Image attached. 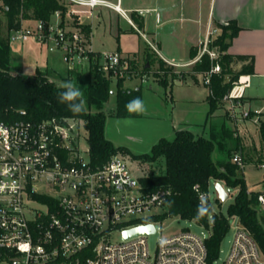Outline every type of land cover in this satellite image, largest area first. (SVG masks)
Instances as JSON below:
<instances>
[{"label": "built area", "instance_id": "built-area-1", "mask_svg": "<svg viewBox=\"0 0 264 264\" xmlns=\"http://www.w3.org/2000/svg\"><path fill=\"white\" fill-rule=\"evenodd\" d=\"M60 1L65 6L64 15L56 10L48 23L32 20L33 25L23 20L20 28L10 32V41L33 38L49 51L60 50L70 69L94 59L99 70L116 80L138 76L141 70L134 57L123 56L117 50H95L91 37L77 27L88 12L106 7L127 18L160 54L157 44L128 15L133 11L141 13L142 9H125L123 0ZM209 42L207 39L191 62H166L189 66L205 53L212 60L218 59L220 52L210 49ZM220 71L216 63L203 73L204 83L209 85L211 76ZM249 85V75L239 76L224 101L229 104L233 121L251 119L260 125L264 106L241 109ZM72 121L52 117L40 122H8L0 113V264H264L257 241L237 217L234 238L222 262L219 258L208 262L206 240L212 223L208 236L189 229L161 234L152 253L148 237L158 232L157 223L171 217L161 218L170 190L147 189L118 154L103 164H95L89 147H80L81 132ZM232 160L245 167L241 153H235ZM194 188L199 189L198 185ZM226 190L232 192L229 187ZM199 198L203 201L210 196L199 192ZM258 201L264 208V190L259 192ZM148 224L154 225V233L125 237L126 230ZM114 236L119 239L113 240Z\"/></svg>", "mask_w": 264, "mask_h": 264}, {"label": "trees", "instance_id": "trees-1", "mask_svg": "<svg viewBox=\"0 0 264 264\" xmlns=\"http://www.w3.org/2000/svg\"><path fill=\"white\" fill-rule=\"evenodd\" d=\"M56 10L65 12V6L60 0H0V113L8 122L20 119L40 122L52 117L69 120H83L88 131V147L91 160L95 164H103L113 155L126 152V147L115 145L106 137L105 125L107 114L105 107L112 94V78L98 68L96 60L90 63L89 78L82 79L75 70L68 71V80L81 93L85 102L84 111L74 114L68 110L66 104L58 102L57 93L63 91L60 85L50 80L46 71L37 69L35 74H24L14 71V55L9 39L13 29L21 27L23 20H43L48 23ZM3 13V16L1 14ZM3 17L5 29L2 33ZM134 18V17H133ZM139 28L142 21L135 17ZM81 30L90 37V25L79 24ZM221 33L209 42L210 49L220 52L218 59L212 60L208 53L195 62L192 75L209 71L216 63L221 66L219 73L211 76L207 98L209 123L214 112L224 105V96L231 90L234 82L241 75L251 74L254 71V58L249 55H233L228 52L233 38L239 33L240 27L230 21L220 25ZM198 55L192 50L191 57ZM155 71L156 75L164 73L167 78H177L174 67L162 59ZM234 61H248L239 70L232 67ZM134 63V62H133ZM150 64V63H149ZM19 65V64H18ZM20 66L16 70L19 69ZM144 70H150L144 66ZM180 77V76H179ZM125 78L117 79L116 111L118 117H129L134 112L128 111L126 105L139 97L143 101V86L126 88ZM21 111H25L22 114ZM222 131L212 127L209 135H197L185 128L177 130L173 138L162 137L151 150L144 154H132L134 159L156 161L163 157L166 170L163 174H147L140 177L141 183L149 190H170L165 213L178 216L182 219L194 220L198 224L210 227L211 234L206 240L208 262L213 263L219 258L221 243L230 230V217H237L251 232L264 254V208L259 206L258 191H249L244 176V168L233 162L231 155L242 149L241 141L234 137V131L223 125ZM261 148L257 162L264 164V119L259 125ZM232 138L233 146L229 139ZM224 148L226 160L216 161L215 152ZM244 163H245V159ZM246 164V163H245ZM223 182L226 187L233 189L234 200L228 207L227 215L214 212L209 198L200 200L199 192L209 193L210 180ZM198 185L199 189L194 187ZM210 215L212 218L210 219Z\"/></svg>", "mask_w": 264, "mask_h": 264}, {"label": "rangeland", "instance_id": "rangeland-1", "mask_svg": "<svg viewBox=\"0 0 264 264\" xmlns=\"http://www.w3.org/2000/svg\"><path fill=\"white\" fill-rule=\"evenodd\" d=\"M149 1L150 0H123L122 7L134 10L146 5ZM1 14L3 16L2 12ZM128 15L139 28L138 23L135 21V17L139 18V15L136 12H128ZM145 16L147 18V27L145 29L140 27L139 29L141 32L145 33L152 42L157 44L154 37L148 33L151 28H154L155 13H145ZM80 24H90L92 28L90 37L95 50H118L123 56L135 58L137 65L141 69V73L135 77V81L132 82V85L134 86L137 83H141L140 86H143V101L146 111L143 114L134 112L135 114L129 117H118L115 115L117 80L113 77L111 87L114 94H111L104 109L107 114L105 134L115 142L123 143L128 147L129 153L122 152L119 153L118 156L126 162L131 172L136 177H142L147 174H163L166 170L163 157L150 162L144 159H134L132 154L140 155L149 152L154 143H157L162 137L173 138L174 134H171L172 127L175 126L177 128L180 122L188 120L195 123L204 122L208 111V104L205 103V100L210 94V89L209 86L204 83L203 75L201 73L190 75L187 81L176 80L174 84H172L171 79H168L164 73H161L159 76L156 75L155 71L157 69L156 66L159 64L160 54L149 45L137 29L129 24L127 18L122 17L110 8H96L93 13L88 12L86 16L84 15V20L83 18L80 20ZM27 25H33V22H28ZM4 29L5 18L3 17L2 33ZM214 38L215 37H211L210 41ZM34 40L35 39L31 38L30 40L24 41V43L20 40L11 42L12 47L18 52L20 51L24 58V68H19L18 70L16 69L18 68V64L20 65V62L16 58L13 59L14 71H20L27 75L35 74L37 66L40 67L45 62L47 56H49L52 65L58 69V72L55 69H49V76L58 85L65 83L61 75L65 74L70 67L69 64L65 62V56L61 55L63 52L55 50L58 54L49 53L47 51L49 49L46 45H42L40 42ZM165 40L170 42L171 48H175L177 51L179 50L181 52V43L187 40V38L184 36H180L179 38L171 36L170 38H165ZM178 41L180 42L179 45L176 43ZM157 46L159 48V44H157ZM177 55L185 59L188 58L185 54L179 53ZM59 56H61L62 59H59ZM147 63H150V70L145 71L144 66ZM59 71L61 75L58 74ZM176 71L178 75L177 78H186L187 71H185V69L177 68ZM142 77L146 78L145 82L142 80ZM128 83L130 82L128 81ZM150 86H153V88L151 89ZM250 89L251 88L247 89L246 95H248ZM144 115L145 117H141ZM72 125L77 131L81 132L79 145L86 150L88 148V131L84 126L83 120L75 119L72 121ZM230 125L233 126L231 123ZM86 155L85 153V156ZM244 169L248 183L253 182L256 177L261 176L264 170H260L253 166H246ZM216 183L214 179L210 180L209 196L213 211L217 213L222 212L227 215L228 207L234 200L235 191L232 189V192H229V198L226 201H220L215 188ZM229 219L230 230L221 243L219 262H222L226 257L234 238L237 218L230 217ZM156 226L159 229L158 232L148 237L152 253L157 247V241L161 234L170 235L180 230L187 229L201 236H208L210 233L209 228L198 224L196 221L182 219L178 216H171L163 223H157ZM118 239L119 236L113 237V240Z\"/></svg>", "mask_w": 264, "mask_h": 264}, {"label": "crops", "instance_id": "crops-1", "mask_svg": "<svg viewBox=\"0 0 264 264\" xmlns=\"http://www.w3.org/2000/svg\"><path fill=\"white\" fill-rule=\"evenodd\" d=\"M136 9H142L141 13L136 11L133 12H136L139 15V19L143 23L142 28L144 29L147 27V18L145 13H155L154 28H151L148 33L151 34L156 43L159 44V59H162L165 62L166 60H169L180 64H185L194 60L196 57H191L192 50H197L199 54L207 39L216 37L221 33L220 25H226L230 21L236 22L241 29L233 38L228 52L233 55H249L254 58L253 73L245 74L250 76V85L246 88L244 98L241 100V109L255 110L264 106V0H150L146 5ZM157 15H159V20H157ZM28 22L33 21L26 20L25 23L27 24ZM171 36L177 38L184 36L187 38V40L181 43V52L179 50L177 51L175 48H171L170 42L165 40V38H170ZM22 42L24 43V41ZM176 43L179 45L180 42L178 41ZM12 50L14 58L20 62V65H18L20 66L19 68L23 69V54H21L20 51L18 52L13 47ZM47 51L49 53L58 54L56 51ZM179 53L187 55L188 58L185 59L184 57H178L179 55L177 54ZM61 55L63 56L64 53ZM58 58L60 59L61 56ZM50 60L49 56H47L45 62L40 67L37 66L36 70L39 68L46 71L48 78L54 81L49 76L48 71L49 69H55L58 72V69L52 65ZM247 62L248 61H234L232 63V67L235 70H239L243 64ZM159 65L160 61L158 66H156V70H158ZM193 66L194 64L189 66H173L175 73L177 72V68L185 69V71H187L185 76L186 78L172 79L171 76H168V79H171L172 84H174L176 80L187 81L190 75H192L191 71ZM137 67L139 68L138 65ZM74 69L81 74V78L83 80L89 78L90 63H83L76 66ZM69 70L70 68L63 75H61L60 71L58 73L65 80V82H69ZM135 77L129 78V80L126 79L124 86L126 88H139L141 83H137L134 86L132 85V82L135 81ZM128 81L130 83H128ZM150 88L152 89L153 86H150ZM248 88L251 89L248 95H246ZM112 92V94H114V91ZM205 103L208 104L209 110V103L207 99L205 100ZM141 117H145V115ZM223 123L227 128L233 130L235 132L234 137H238L241 141L242 149L240 148L239 150L234 151L231 158H233L235 153H241L246 163L244 168H246V166H253L263 170L264 167H261V163L257 162V158L260 154L259 150L261 148L259 125L255 124L251 119H239L236 122L233 121L229 117L228 102H225L222 107L214 112L209 123L207 122V115L202 123H195L190 120L183 121L180 122L177 128L175 126L172 127L171 134H175L177 130L188 128L197 135L207 136L211 133L212 127L219 129L221 132V126ZM230 123L233 124V126H231ZM106 137L115 145H122L128 148L123 143L115 142L107 135ZM229 141L230 145L233 146L234 144L232 143V138H230ZM214 156L215 160L220 162L226 160L227 158L224 148H222L221 151H216ZM246 183L249 191L260 192L264 190V170L261 176L256 177L253 182L248 183L246 180Z\"/></svg>", "mask_w": 264, "mask_h": 264}, {"label": "clouds", "instance_id": "clouds-1", "mask_svg": "<svg viewBox=\"0 0 264 264\" xmlns=\"http://www.w3.org/2000/svg\"><path fill=\"white\" fill-rule=\"evenodd\" d=\"M63 91L57 93L59 103L66 104L69 111L79 114L84 111L85 102L82 99V93L71 83L65 82L60 85ZM126 108L130 112L143 114L146 111L144 102L139 98L130 101Z\"/></svg>", "mask_w": 264, "mask_h": 264}, {"label": "water", "instance_id": "water-1", "mask_svg": "<svg viewBox=\"0 0 264 264\" xmlns=\"http://www.w3.org/2000/svg\"><path fill=\"white\" fill-rule=\"evenodd\" d=\"M149 65H150L149 63L146 64V66H149ZM215 188L218 194V199L220 201H226L229 198V193L227 192L226 187L222 182L220 181L217 182L215 185ZM154 231H155V227L153 224L140 225L132 229L126 230L124 235L125 237H129V236L136 235V234L154 233Z\"/></svg>", "mask_w": 264, "mask_h": 264}]
</instances>
